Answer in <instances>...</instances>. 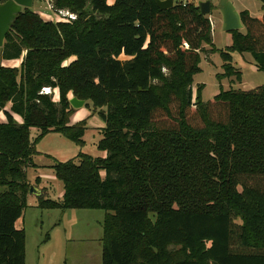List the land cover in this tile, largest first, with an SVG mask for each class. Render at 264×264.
Wrapping results in <instances>:
<instances>
[{
	"label": "trees",
	"instance_id": "trees-1",
	"mask_svg": "<svg viewBox=\"0 0 264 264\" xmlns=\"http://www.w3.org/2000/svg\"><path fill=\"white\" fill-rule=\"evenodd\" d=\"M157 1L51 0L75 20L17 16L1 48L3 60L24 57L0 66V113L9 104L23 118L0 124V264H25L16 222L37 144L49 134L84 144L85 128L67 124L69 92L103 120L104 157L54 160L62 199L42 189L36 208L103 211L101 264H264V86L194 101L203 46L216 52L212 22L188 2L161 11ZM239 14L244 33L220 51L222 78L237 83L232 53L264 73V14ZM44 88L58 89V103Z\"/></svg>",
	"mask_w": 264,
	"mask_h": 264
},
{
	"label": "rangeland",
	"instance_id": "rangeland-1",
	"mask_svg": "<svg viewBox=\"0 0 264 264\" xmlns=\"http://www.w3.org/2000/svg\"><path fill=\"white\" fill-rule=\"evenodd\" d=\"M109 6L115 0H106ZM184 1L195 6L209 2L211 12L207 16L212 22L211 41L216 52H209L210 47L204 45L206 50L201 54L199 71L193 77L192 98L199 97L200 101L207 103L220 93V90H252L264 86V73L257 71L252 57L248 53L242 55L232 53V66L240 71L241 82L234 78H222L224 73L220 51H226L232 45V34L222 30V17L218 11L220 0H176ZM174 1V2H176ZM237 11L248 10L252 17L260 18L263 15L261 3L257 0H229ZM31 10L38 14L44 22L58 23L63 18L55 14L46 0H34ZM244 33V30L239 31ZM122 59L125 57H121ZM120 58V59H121ZM3 61V60H2ZM75 58L68 59L64 66H69ZM22 60L3 61L4 68L19 69ZM199 88L201 90H199ZM54 102L58 103L60 95L55 89ZM69 101L73 93L69 92ZM91 101H84L79 109L71 108L67 116V124L85 128L84 144L77 146L58 134L45 136L35 147L39 153L33 158L37 169H26L29 184L39 178L45 184L48 199L59 201L63 196V184L56 179L54 172L49 168L58 162H66L77 157L79 153L92 158H102L104 153L97 149L101 139L100 131L105 127L103 120L94 110ZM10 106L0 113V124H6L9 116L14 117L17 125L23 123L20 115L11 113ZM37 129L30 130L31 140L35 137ZM29 172V173H28ZM28 173V174H27ZM34 178V179H33ZM37 188L38 183L30 184ZM37 200L34 196H27V208L22 217L16 222V228L25 232V264H101V239L103 235L102 224L104 212L99 210H41L36 208Z\"/></svg>",
	"mask_w": 264,
	"mask_h": 264
},
{
	"label": "water",
	"instance_id": "water-1",
	"mask_svg": "<svg viewBox=\"0 0 264 264\" xmlns=\"http://www.w3.org/2000/svg\"><path fill=\"white\" fill-rule=\"evenodd\" d=\"M174 1L175 0L157 1L156 4L161 11H165L173 7ZM32 4L33 0H8L0 4V49L3 47L5 38L11 31L17 16L24 9H31ZM198 7L202 16L207 17L211 12V5L209 2L200 3ZM218 11L222 17V30L224 32H239L243 29L240 14L229 0H220ZM69 105L73 109H79L84 105V101L73 97L69 101ZM28 194L38 198L44 195V192L39 188L30 186Z\"/></svg>",
	"mask_w": 264,
	"mask_h": 264
},
{
	"label": "crops",
	"instance_id": "crops-1",
	"mask_svg": "<svg viewBox=\"0 0 264 264\" xmlns=\"http://www.w3.org/2000/svg\"><path fill=\"white\" fill-rule=\"evenodd\" d=\"M50 1H51V0H46V2H48L49 6H51V5H50ZM33 5H34V0H33V4H32V6H33ZM262 9H263V8H262ZM243 11H247V12L249 13L248 10H239L238 12L240 13V12H243ZM263 11H264V9H263ZM249 14H250V13H249ZM263 14H264V12H263ZM250 16H251V14H250ZM251 17H252V16H251ZM23 57H24V54H23ZM23 57H21L20 60H22ZM2 60H3V59H2V56H1V49H0V66H3V61H4V62L7 61V60H3V61H2ZM55 92H56L55 90H51V95H50V96H51L52 98L54 97ZM56 94H57V92H56ZM67 97H68V99L71 98L70 96H67ZM72 97H74V96H72ZM53 100H54V99H53ZM8 106H10V105H9V104L6 105V107H5L6 110L8 109ZM9 111H10V110H9ZM11 118L14 119L13 115L11 116ZM35 165H36L37 167H40V166L37 165L36 163H35ZM28 173H29V172H28ZM28 173H27V174H28ZM33 179H34V178H33ZM30 181H31V180H30ZM30 181H29V182H30ZM35 183H38L37 188H39V189H41V190H42V189H45V186H44V185L47 184V182H43V181L39 180V178H36V179L33 180L30 184H35ZM45 193H46V192H45ZM101 257H102V255H101Z\"/></svg>",
	"mask_w": 264,
	"mask_h": 264
},
{
	"label": "built area",
	"instance_id": "built-area-1",
	"mask_svg": "<svg viewBox=\"0 0 264 264\" xmlns=\"http://www.w3.org/2000/svg\"><path fill=\"white\" fill-rule=\"evenodd\" d=\"M183 3H186L184 1H182ZM50 9L52 10L51 6H50ZM57 15H59L60 17L63 18V20H75V16L73 14H70L66 11H60ZM42 94L44 95H51V89L49 88H44L42 89L41 91Z\"/></svg>",
	"mask_w": 264,
	"mask_h": 264
}]
</instances>
